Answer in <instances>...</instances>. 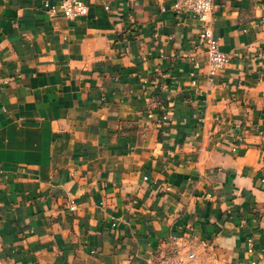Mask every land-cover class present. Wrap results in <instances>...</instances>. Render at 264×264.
<instances>
[{
	"label": "crops",
	"instance_id": "1",
	"mask_svg": "<svg viewBox=\"0 0 264 264\" xmlns=\"http://www.w3.org/2000/svg\"><path fill=\"white\" fill-rule=\"evenodd\" d=\"M45 1L0 0V264H264V0L214 1L211 79L175 0Z\"/></svg>",
	"mask_w": 264,
	"mask_h": 264
},
{
	"label": "built area",
	"instance_id": "2",
	"mask_svg": "<svg viewBox=\"0 0 264 264\" xmlns=\"http://www.w3.org/2000/svg\"><path fill=\"white\" fill-rule=\"evenodd\" d=\"M215 0H175L172 8L176 13H191L201 23L199 39L207 55V74L211 79L229 61V56L219 47V39L213 34L212 14ZM46 12L50 16L62 15L68 19L85 16L88 7L83 0H55L53 3L44 2ZM195 84V80L191 81ZM71 209L74 204L71 202ZM193 237L188 235H173L170 237V253L156 260L154 264H188L193 260L195 253L192 247ZM246 252L253 253V244L247 242ZM247 264H261L260 261L251 259Z\"/></svg>",
	"mask_w": 264,
	"mask_h": 264
}]
</instances>
